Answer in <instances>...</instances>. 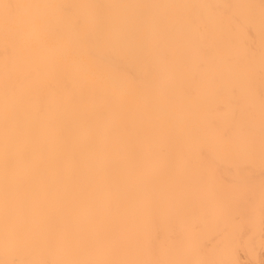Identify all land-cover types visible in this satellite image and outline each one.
<instances>
[{
    "label": "bare ground",
    "instance_id": "6f19581e",
    "mask_svg": "<svg viewBox=\"0 0 264 264\" xmlns=\"http://www.w3.org/2000/svg\"><path fill=\"white\" fill-rule=\"evenodd\" d=\"M0 264H264V0H0Z\"/></svg>",
    "mask_w": 264,
    "mask_h": 264
}]
</instances>
